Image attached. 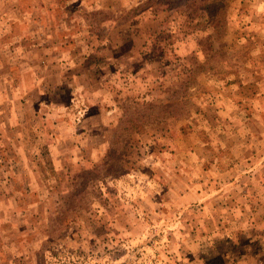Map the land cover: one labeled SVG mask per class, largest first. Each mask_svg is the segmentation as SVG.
I'll list each match as a JSON object with an SVG mask.
<instances>
[{
	"label": "rangeland",
	"instance_id": "rangeland-1",
	"mask_svg": "<svg viewBox=\"0 0 264 264\" xmlns=\"http://www.w3.org/2000/svg\"><path fill=\"white\" fill-rule=\"evenodd\" d=\"M144 1L0 0V264H264V0Z\"/></svg>",
	"mask_w": 264,
	"mask_h": 264
},
{
	"label": "trees",
	"instance_id": "trees-1",
	"mask_svg": "<svg viewBox=\"0 0 264 264\" xmlns=\"http://www.w3.org/2000/svg\"><path fill=\"white\" fill-rule=\"evenodd\" d=\"M166 1H170V0H146L142 3H140L139 5H137L134 9L129 10L130 13L132 15L131 19L134 18H141L145 12L148 11V9H150L151 7H154L160 3H164ZM208 25L211 27L212 30L216 31V32H220L222 31L221 29V23L217 20L216 16L214 14L208 16Z\"/></svg>",
	"mask_w": 264,
	"mask_h": 264
},
{
	"label": "crops",
	"instance_id": "crops-1",
	"mask_svg": "<svg viewBox=\"0 0 264 264\" xmlns=\"http://www.w3.org/2000/svg\"><path fill=\"white\" fill-rule=\"evenodd\" d=\"M62 106H64V107H67V105L64 103V104H62ZM25 132H27V133H29L30 135H28V139L29 140H34V135H36L35 133H34V129L31 127V126H25V127H23L22 128ZM18 133H19V135H20V130L18 131ZM16 135V134H15ZM17 136V135H16ZM19 137V139H21V135L20 136H17V138ZM26 141H28V140H26Z\"/></svg>",
	"mask_w": 264,
	"mask_h": 264
}]
</instances>
